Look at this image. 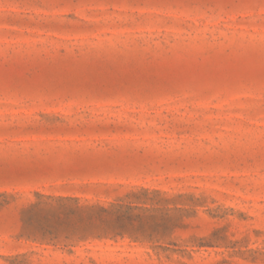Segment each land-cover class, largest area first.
I'll return each instance as SVG.
<instances>
[{
  "label": "rangeland",
  "instance_id": "374dc122",
  "mask_svg": "<svg viewBox=\"0 0 264 264\" xmlns=\"http://www.w3.org/2000/svg\"><path fill=\"white\" fill-rule=\"evenodd\" d=\"M0 264H264V0H0Z\"/></svg>",
  "mask_w": 264,
  "mask_h": 264
}]
</instances>
